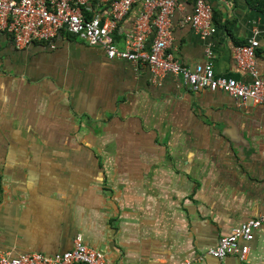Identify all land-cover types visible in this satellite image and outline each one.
<instances>
[{
	"label": "crops",
	"instance_id": "1",
	"mask_svg": "<svg viewBox=\"0 0 264 264\" xmlns=\"http://www.w3.org/2000/svg\"><path fill=\"white\" fill-rule=\"evenodd\" d=\"M143 0L117 24L120 48ZM213 33L171 16L173 56L212 52L215 76L250 80L232 52L254 37L264 78V0H207ZM150 36L147 38L149 41ZM264 216V109L220 90L158 82L144 65L109 60L61 30L15 48L0 32V252L51 255L75 234L106 264H264V219L248 261L196 257L236 224Z\"/></svg>",
	"mask_w": 264,
	"mask_h": 264
},
{
	"label": "built area",
	"instance_id": "2",
	"mask_svg": "<svg viewBox=\"0 0 264 264\" xmlns=\"http://www.w3.org/2000/svg\"><path fill=\"white\" fill-rule=\"evenodd\" d=\"M135 0H0V32L6 34L15 48H24L34 41L50 43L61 30L82 37L88 46L103 50L109 60H125L144 65L151 81L158 82L166 74L181 77L190 91L220 90L235 99L236 104L260 105L264 109V78L255 67L254 37L236 46L232 58L236 66L249 75L248 82L215 76L209 44L204 47V59L192 67L181 64L170 51L171 16L179 7L178 0H143L123 37V46L113 41L117 24L128 14ZM212 10L207 0H192V10L184 15L187 23L201 37L214 31ZM264 39V22L260 30ZM151 38L147 41V38ZM264 216L249 218L233 226L227 234L196 259L208 255L221 259L233 255L248 261L249 242L260 227ZM0 264H106L101 250L87 246L80 234H75L69 249L51 255L25 252L9 255L0 252ZM181 264H189L184 260Z\"/></svg>",
	"mask_w": 264,
	"mask_h": 264
}]
</instances>
